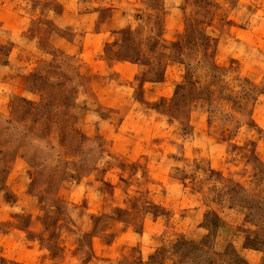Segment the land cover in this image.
<instances>
[{
	"label": "rangeland",
	"instance_id": "374dc122",
	"mask_svg": "<svg viewBox=\"0 0 264 264\" xmlns=\"http://www.w3.org/2000/svg\"><path fill=\"white\" fill-rule=\"evenodd\" d=\"M205 1L184 60L196 0H0V264H264V0Z\"/></svg>",
	"mask_w": 264,
	"mask_h": 264
},
{
	"label": "trees",
	"instance_id": "16d2710c",
	"mask_svg": "<svg viewBox=\"0 0 264 264\" xmlns=\"http://www.w3.org/2000/svg\"><path fill=\"white\" fill-rule=\"evenodd\" d=\"M195 13L194 16L190 15L187 18V23H186V31L182 35L179 40L174 42L173 49H174V54L182 57L184 60H189V58H192V53L199 52L200 49H203V57H210L208 54L209 49H211L212 44L211 41L212 39L206 35L205 32L200 31L198 29L199 25L202 23V21L198 18L199 15L207 17L210 12H211V3L209 1L205 0H196L195 2ZM189 50L187 53L186 51ZM213 67L215 65L213 64ZM159 78V77H158ZM36 81H43L42 76H38V79ZM40 106L36 108V112L34 113V116L36 117V123H43L44 124V116L47 111V105L48 104H39ZM33 108L29 107L27 111L24 112V115L31 114V110ZM248 241L250 242L249 245L255 246L254 243H261L260 239L258 236L255 238H248ZM241 262L244 264H248L243 258L241 259Z\"/></svg>",
	"mask_w": 264,
	"mask_h": 264
}]
</instances>
